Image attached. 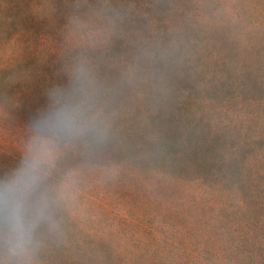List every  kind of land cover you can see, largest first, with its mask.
I'll return each mask as SVG.
<instances>
[{"label": "rangeland", "instance_id": "1", "mask_svg": "<svg viewBox=\"0 0 264 264\" xmlns=\"http://www.w3.org/2000/svg\"><path fill=\"white\" fill-rule=\"evenodd\" d=\"M5 62L0 176L27 155L36 119L63 106L80 109L88 126L68 138L84 165L63 191L71 193L70 227L103 233L116 264H129L125 245L133 264H159L151 237L166 233L159 221L183 208L189 178L199 176L193 189L201 191L202 213L201 200L227 199L228 189L224 197L218 188L239 178L201 177L191 164L186 173L175 154H166L156 165L171 171V180L147 198L155 220L124 219L116 205L130 215L146 200L138 168L155 166L167 134L202 123L207 155L238 161L248 159L243 150L253 154L264 144V0H0V66ZM226 123L241 150L227 144ZM86 134L99 141L83 147ZM249 136L256 144L242 145L254 140ZM238 183L231 185L240 193ZM39 244L33 239L36 251L0 264H40Z\"/></svg>", "mask_w": 264, "mask_h": 264}, {"label": "trees", "instance_id": "2", "mask_svg": "<svg viewBox=\"0 0 264 264\" xmlns=\"http://www.w3.org/2000/svg\"><path fill=\"white\" fill-rule=\"evenodd\" d=\"M2 64L0 71L8 62ZM82 123L87 128V123ZM205 125L209 126L207 122ZM203 129L202 123L195 121L194 125L187 124L184 134H167L154 154L152 163L155 166L147 170L138 168L141 177L139 188L144 194H148L145 195L146 200L139 204L137 212L130 215L119 205H116V209L124 219L130 217L138 224L143 223L148 215L155 220L151 205H147V198L160 185L171 180V171L161 170L156 165L161 163L166 154H175L180 161V169L186 173H191V164L199 169L201 177L227 176V179H233L237 176L238 180L225 182L224 185L229 188H218L224 197L228 189L227 199L200 201L201 207L207 211L203 213L196 205L199 204L201 191L193 189L197 182L194 179H199V176L189 178L192 189L186 188L180 200L183 208L176 210L175 215H170L165 220H158L166 233L160 231L151 237L154 256L159 259V264H165L163 260L166 254L172 258L171 264H264V144L253 154H247L243 150L242 156L248 157L243 161H238L234 156H208L207 140L200 135ZM231 130L234 127L226 123L227 144L236 146L235 150H241L243 147L234 143L235 135ZM252 137L249 136V140H254L242 145L256 144L257 136ZM71 141L72 138L64 137L55 142V155L46 179V182L52 184H45L51 201L49 219L41 222L33 234V239L41 241L36 258L40 259V264H116L114 246L103 233L90 230H86V233L78 226L70 227L73 223L67 213V201L71 198V193L65 196L63 191H66V186L68 188V180L74 171L84 165L81 160H77L73 147L70 148ZM95 141L99 140L86 134L81 142L84 143L83 147H87L93 146ZM68 161L73 163L68 164ZM143 173L146 174L145 177L141 175ZM237 181L244 198L232 190L231 184ZM229 197H233V200ZM138 241L140 244V240ZM34 248L30 245L27 250L36 251ZM129 249L125 245L121 252L126 255V259H130L129 264H133L136 257ZM13 255L6 246L0 244V259L8 263L15 257Z\"/></svg>", "mask_w": 264, "mask_h": 264}, {"label": "clouds", "instance_id": "3", "mask_svg": "<svg viewBox=\"0 0 264 264\" xmlns=\"http://www.w3.org/2000/svg\"><path fill=\"white\" fill-rule=\"evenodd\" d=\"M33 137L20 165L0 177V244L14 255L33 242L36 227L49 219L45 182L54 159L55 142L84 132L81 110L59 107L34 122Z\"/></svg>", "mask_w": 264, "mask_h": 264}]
</instances>
